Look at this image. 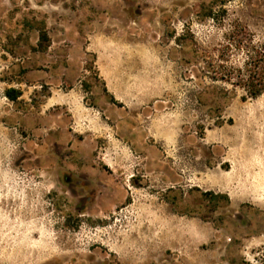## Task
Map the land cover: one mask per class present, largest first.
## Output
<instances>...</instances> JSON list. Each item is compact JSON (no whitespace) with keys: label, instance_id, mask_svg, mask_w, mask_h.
Here are the masks:
<instances>
[{"label":"rangeland","instance_id":"1","mask_svg":"<svg viewBox=\"0 0 264 264\" xmlns=\"http://www.w3.org/2000/svg\"><path fill=\"white\" fill-rule=\"evenodd\" d=\"M234 26L264 44V0H0V264H264Z\"/></svg>","mask_w":264,"mask_h":264},{"label":"trees","instance_id":"2","mask_svg":"<svg viewBox=\"0 0 264 264\" xmlns=\"http://www.w3.org/2000/svg\"><path fill=\"white\" fill-rule=\"evenodd\" d=\"M214 1L220 4L225 2V0ZM213 15V10H209L208 17L213 18ZM246 36V31H242L240 27L234 26L230 31L226 45L227 50L233 49L234 46L235 48H240L241 45L246 48V61L243 66L237 69L227 67L223 72L214 73L213 77V81H221L231 85L235 89H241L244 92L242 101H245L247 98L256 99L264 95V44L254 45L252 40L246 39ZM42 42L48 43L45 33L40 34V47L42 46ZM5 96L9 101L13 102L20 95L14 90H8Z\"/></svg>","mask_w":264,"mask_h":264}]
</instances>
